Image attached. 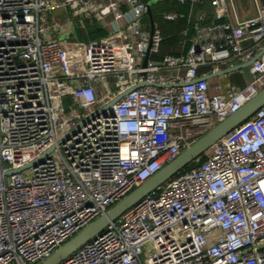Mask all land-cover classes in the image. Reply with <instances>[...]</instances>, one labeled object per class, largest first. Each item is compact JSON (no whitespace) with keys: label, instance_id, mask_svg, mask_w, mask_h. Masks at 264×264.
Returning a JSON list of instances; mask_svg holds the SVG:
<instances>
[{"label":"built area","instance_id":"obj_1","mask_svg":"<svg viewBox=\"0 0 264 264\" xmlns=\"http://www.w3.org/2000/svg\"><path fill=\"white\" fill-rule=\"evenodd\" d=\"M208 1L188 51L156 60L147 0H0V264L50 255L264 86V0L235 21ZM76 17L108 32L59 33ZM203 155L60 264H264V104Z\"/></svg>","mask_w":264,"mask_h":264},{"label":"water","instance_id":"obj_2","mask_svg":"<svg viewBox=\"0 0 264 264\" xmlns=\"http://www.w3.org/2000/svg\"><path fill=\"white\" fill-rule=\"evenodd\" d=\"M147 12L151 19V28L154 29L155 18L151 4H148ZM148 58L149 54L146 56V60ZM252 61L253 59H250L222 67L217 72L209 73L206 75V77H213L222 73L240 69L246 65H249ZM129 90L130 89H128V91ZM118 97L119 95L115 97L111 103L118 99ZM263 104L264 86L255 95L245 101L241 107L227 115L224 119L218 121L215 125L200 135L193 143L185 147L176 157L166 162L160 169L149 176L140 185L130 190L126 195L112 204L106 210V212L100 214L98 217L90 221L73 236L62 243L58 248H56L50 255L36 264H60L68 255H70L73 251H75L78 247L91 239L97 233L102 231L111 221L119 217L142 197L154 190L161 183L172 177L188 164L199 159L211 145H213L218 139H220L230 130L252 116L255 111ZM105 107L106 106H104V108ZM51 149L52 147L49 148L45 153L49 152ZM20 169H22V167ZM11 171L12 170H9V172Z\"/></svg>","mask_w":264,"mask_h":264},{"label":"trees","instance_id":"obj_3","mask_svg":"<svg viewBox=\"0 0 264 264\" xmlns=\"http://www.w3.org/2000/svg\"><path fill=\"white\" fill-rule=\"evenodd\" d=\"M151 4L153 15L157 24L160 25L163 32L162 48L160 54H154L156 60H161L165 53H183L187 52L197 29V12L193 7L199 5L202 0H147ZM196 7V6H195ZM176 11L178 13L175 19L165 17L166 11ZM192 12H194L192 14ZM76 31L86 40L94 37H100L108 32L97 19L84 18V26L81 25V18H75ZM86 31V32H84ZM203 68V67H202ZM201 68V70H202ZM204 155L201 156L203 158ZM196 161L188 164L185 168L191 167Z\"/></svg>","mask_w":264,"mask_h":264},{"label":"crops","instance_id":"obj_4","mask_svg":"<svg viewBox=\"0 0 264 264\" xmlns=\"http://www.w3.org/2000/svg\"><path fill=\"white\" fill-rule=\"evenodd\" d=\"M258 1H263V0H230V3L232 5L231 6L232 11H230L229 14H227L223 19L224 20L230 19L231 21H235L236 19H246V18L257 15L258 14ZM198 2H199V5L195 4L196 7L195 6L193 7L194 12H197V16L204 8L210 11V5H209L208 0H202L201 2L200 1ZM194 12H192V14ZM206 18L209 21L213 20L210 12H207ZM64 24H67V25L65 26L63 25L62 28L72 29L74 30L72 32L75 34L76 38L80 40H86L84 37L78 34V31H76L77 24L72 23V21H67ZM155 24L160 26L159 24L156 23V21H155ZM145 26L147 28H151V19H150L149 14H147V16L145 17ZM68 32H71V31H68ZM94 38H98V37H94ZM90 39H93V38H90ZM245 43L252 44L253 40L251 38H248L245 40ZM225 66H228V64L223 65V67ZM206 68L207 66H203V69H206ZM252 74L253 73L250 70V66L246 65L240 69L233 70L227 73H222L220 75L213 76L210 78L213 83V90H215L217 82L222 83L223 88L233 83L239 87L244 86L251 79Z\"/></svg>","mask_w":264,"mask_h":264},{"label":"rangeland","instance_id":"obj_5","mask_svg":"<svg viewBox=\"0 0 264 264\" xmlns=\"http://www.w3.org/2000/svg\"><path fill=\"white\" fill-rule=\"evenodd\" d=\"M63 16H65V18H67L68 19V17L70 16L69 14H67V13H64V15ZM69 20V19H68ZM64 24V23H63ZM64 25H66V24H64ZM62 31H59V33H63V31L64 30H67V28H62L61 29Z\"/></svg>","mask_w":264,"mask_h":264}]
</instances>
